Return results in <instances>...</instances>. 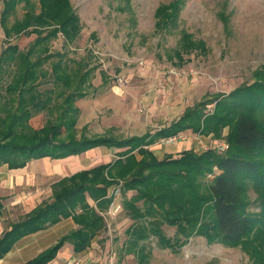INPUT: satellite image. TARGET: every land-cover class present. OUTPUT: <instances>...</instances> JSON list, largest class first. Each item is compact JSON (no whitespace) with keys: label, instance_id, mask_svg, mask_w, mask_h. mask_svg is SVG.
<instances>
[{"label":"trees","instance_id":"trees-1","mask_svg":"<svg viewBox=\"0 0 264 264\" xmlns=\"http://www.w3.org/2000/svg\"><path fill=\"white\" fill-rule=\"evenodd\" d=\"M57 2L65 5L50 12L41 4L35 12L32 0H0V28L6 42L11 37L35 36L23 50L7 42L0 52V72L7 69L8 77L0 87V166L20 168L31 160H62L101 147H128V151L113 162L54 183L51 201L41 203L21 221L11 224L0 237V257L20 238L68 218L77 228L27 264L49 262L65 243L71 244L75 252L88 249L105 228L99 213L112 203L108 190L119 183L123 197L134 192L122 202L133 221L126 230L132 251L138 252L140 244L150 236L174 253L196 236L232 247L243 242L245 245V239L255 231L264 236V80L220 95L205 116L199 107H194L156 134L158 138L186 130L207 134L228 126L230 146L224 154L185 150L177 157L168 154L158 160L146 148L154 143L148 133L127 140L89 136L86 127L76 128L80 112L76 103L92 89L89 76L96 67L89 68L85 57L72 62L65 53L52 51L51 40L60 36L63 47H68L79 36L67 0ZM178 2L174 5L179 9ZM20 5L26 10L23 19H16L8 29V19ZM55 56L59 60L53 63ZM46 64L49 70L43 69ZM37 115L43 116V125L34 129L29 121ZM135 150L141 159H135ZM213 168L219 174L205 182ZM251 187L260 201L257 215L246 211L244 199ZM163 225L174 228L171 237L161 231Z\"/></svg>","mask_w":264,"mask_h":264},{"label":"rangeland","instance_id":"rangeland-1","mask_svg":"<svg viewBox=\"0 0 264 264\" xmlns=\"http://www.w3.org/2000/svg\"><path fill=\"white\" fill-rule=\"evenodd\" d=\"M176 1L67 0V8L70 7L77 21L79 36L68 47H63L59 36L51 40V49L59 55L65 53L72 62L85 57L89 68L96 67L89 76L92 89L76 103L80 110L78 130L86 127L89 136H110L116 140L148 133L154 143L146 148L156 159L168 154L177 157L185 150L201 154L204 151L198 141L208 147L222 144L225 146L222 154L228 150V126L207 134L192 130L163 138L156 134L179 121L188 110L199 107L205 116L220 95L258 79L264 80V0H179V9L174 5ZM41 4L50 12L65 5L57 0H32L35 12ZM25 11L20 5L8 19L7 28L16 19H23ZM5 39L0 28V52L7 42L23 50L35 36L11 37L7 42ZM58 60V56L51 59L53 63ZM49 68L46 64L43 69ZM6 72L7 69L0 72V87L8 78ZM47 87L49 84L40 89ZM29 124L34 129L40 128L43 116H34ZM126 150L128 147L115 150L101 147L53 162L52 170L57 169L58 174L53 175V181L62 175L113 162ZM132 154L136 160L141 159L137 150ZM217 174L219 171L213 168L205 182ZM40 178L42 174L38 173L37 179ZM120 186L119 183L109 189L113 196L110 206H120V210L112 216L107 213L110 206L101 212L105 216V228L95 240L97 257L112 250L116 264H264V236L256 231L245 239V245L243 242L234 247L196 236L174 253L150 236L140 244L138 252L132 251L126 230L133 221L122 202L134 192H127L123 197ZM34 187L31 183L21 192L13 191L0 202L1 206L16 205L12 197L18 194L28 198V191ZM38 187L44 192V186ZM244 200L248 214L260 213V201L252 187ZM161 231L171 237L174 228L163 225Z\"/></svg>","mask_w":264,"mask_h":264},{"label":"crops","instance_id":"crops-1","mask_svg":"<svg viewBox=\"0 0 264 264\" xmlns=\"http://www.w3.org/2000/svg\"><path fill=\"white\" fill-rule=\"evenodd\" d=\"M105 149L115 150L108 148ZM72 157H76V156H72ZM156 157L158 158V160L162 159V157H158V156ZM63 160L65 159L53 160L50 158H41L38 160H31L20 168H9L7 165L0 166V191H1L0 202L1 203L3 202V199L8 194H11L13 191L21 192L26 185H30L31 183H34L35 185V187L32 190L28 191L29 192L28 198H25V196H23L22 198L18 194L17 195L15 194L12 197V200L16 205L1 206L0 204V237L5 232L9 231L10 229L9 227L11 224L21 221L27 214H29L38 205H40L41 203L50 202L52 199L51 197L52 186L54 183L58 182L63 178L69 177L74 173L80 172L77 171L74 173L62 175L56 181H53V175L54 174L58 175L56 173L57 169L52 170L53 162H62ZM39 163H41V165H39ZM38 173H41L43 177L40 178V180L37 179ZM47 184H48V189H47ZM41 185L44 186V192L41 191V187H38ZM4 191L5 194L3 193ZM100 215L103 214L101 213ZM102 217L104 218L105 216L103 215ZM76 228L77 226L75 225L73 220L71 218H68L60 221L54 226L24 236L19 240H17L8 250V252L2 255V257H0V264H27L32 260H34L41 253L51 248L60 238L67 235L71 231H74ZM97 237L98 236H96L92 240L91 245L88 249L83 250L81 252H75L71 244L65 243L57 251L55 257L45 264H65L68 260L73 258H82L85 260L96 259L98 255H97V251L94 250V247L96 245L95 240Z\"/></svg>","mask_w":264,"mask_h":264},{"label":"built area","instance_id":"built-area-1","mask_svg":"<svg viewBox=\"0 0 264 264\" xmlns=\"http://www.w3.org/2000/svg\"><path fill=\"white\" fill-rule=\"evenodd\" d=\"M174 141V140H173ZM171 142V140H170ZM198 145L200 146V149H202L203 151H215L216 154H222L224 152V148L225 146H223L222 144L220 145H211V146H206L205 144L201 143L200 141H198ZM120 210V206H110L109 210H108V214L110 216L115 215L118 211ZM116 254L114 251L109 250V252H107L106 255H104L103 257H97L94 260H85L82 258H73L68 260L65 264H116Z\"/></svg>","mask_w":264,"mask_h":264}]
</instances>
